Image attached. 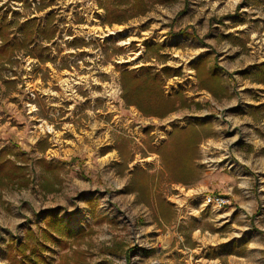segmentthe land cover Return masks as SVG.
Returning <instances> with one entry per match:
<instances>
[{
	"label": "rangeland",
	"instance_id": "rangeland-1",
	"mask_svg": "<svg viewBox=\"0 0 264 264\" xmlns=\"http://www.w3.org/2000/svg\"><path fill=\"white\" fill-rule=\"evenodd\" d=\"M36 1L0 0L11 42L22 40L30 17L51 19L57 35L51 45L35 38L42 57L33 44L0 56V153L26 173L25 185L0 183V264L28 228L41 236L49 208L70 230L90 231L73 247L91 263L264 264V82L255 78L264 0L154 1L122 23L104 22L98 0ZM222 40H238V68L220 62ZM204 56L220 66L224 93L199 85L195 63ZM141 68H166L164 94L185 103L162 116L127 104L121 73ZM201 122L197 176L173 181L157 148L174 128ZM136 168L151 176L147 198L135 190ZM210 171L250 175L256 204L238 206L225 193L222 206L205 204L220 192L199 186ZM157 194L173 205V219L161 217ZM46 242L51 261L72 250L69 241Z\"/></svg>",
	"mask_w": 264,
	"mask_h": 264
},
{
	"label": "trees",
	"instance_id": "trees-1",
	"mask_svg": "<svg viewBox=\"0 0 264 264\" xmlns=\"http://www.w3.org/2000/svg\"><path fill=\"white\" fill-rule=\"evenodd\" d=\"M167 2L169 0H98L100 7L104 9V22L122 23L126 20L145 13L151 2ZM9 23L4 17L0 20V56H6L7 52L16 47L32 46V53L41 55V47L34 43L36 37L40 36L50 39L54 36L55 28L51 24V19L44 23H38L35 17L26 18L20 23L22 40L11 42L8 31ZM151 47V46H148ZM152 49V48H151ZM37 54V55H38ZM198 82L202 88H206L213 95L224 93V88L220 81V66L208 64L206 56L200 57L195 63ZM152 71L150 68H141L140 71L123 70L121 73L124 98L129 105L136 106L146 114L165 115L175 109L177 101L180 105L185 101L181 94L166 96L162 89V72ZM255 78L264 82V63L256 71ZM223 90V91H222ZM264 108V103L260 105ZM201 127L195 124H189L186 127H176L171 132L167 141L161 144L157 150L162 157L164 167L168 171L170 178L176 182L190 183L197 176L198 164L196 163L197 145L202 136V129L207 123H199ZM202 128V129H201ZM133 178L135 190L142 193L147 198L151 176L142 169H134ZM24 166L18 164L15 160H10L0 153V183L2 181L18 182L19 185H25ZM141 195V194H140ZM161 217L171 220L175 216L173 205L166 199L157 194L156 196ZM44 224L39 228L41 236L36 235L32 228H28L25 237L19 241L8 242L7 264H106L103 261L91 263L87 261V250L73 244L79 241L85 234L90 232L80 228L77 231L70 230L64 225L57 216L55 208H49L42 217ZM59 234V236L56 235ZM68 242L72 246L71 252H60L57 259L51 261L45 250L49 248L46 241Z\"/></svg>",
	"mask_w": 264,
	"mask_h": 264
},
{
	"label": "crops",
	"instance_id": "crops-1",
	"mask_svg": "<svg viewBox=\"0 0 264 264\" xmlns=\"http://www.w3.org/2000/svg\"><path fill=\"white\" fill-rule=\"evenodd\" d=\"M238 23L234 25L233 28H237ZM231 28L225 29L226 34L230 33ZM235 35H238V31L235 32ZM222 43H225L224 49L222 50L223 53L221 54V60L220 62L224 65L230 64V59L232 60V64L229 69L232 68H238V40L235 42H228L223 41ZM238 111V106H235ZM11 109L15 110L13 106H10ZM234 121L235 124L238 125V112L236 113ZM217 121V120H215ZM217 123V122H216ZM216 125V124H215ZM5 127V126H4ZM238 169V168H237ZM241 172H238V175L231 172L226 171H217V172H209L208 174H203V180L200 181L199 186L202 188H206L208 190H218L220 191L219 194H228L230 201H232L235 204H238V206H251L255 205L257 200V194L255 192L254 187L250 185L251 178L248 174H240ZM245 176L244 178L240 179V176ZM237 176H238V182H237ZM199 187V188H200ZM232 209V208H231ZM229 210H227L228 212Z\"/></svg>",
	"mask_w": 264,
	"mask_h": 264
},
{
	"label": "built area",
	"instance_id": "built-area-1",
	"mask_svg": "<svg viewBox=\"0 0 264 264\" xmlns=\"http://www.w3.org/2000/svg\"><path fill=\"white\" fill-rule=\"evenodd\" d=\"M35 2V0H32V3ZM37 3H39V0L36 1ZM44 23V20L39 19L38 23ZM56 25V24H55ZM57 39V35L52 38L50 41H47L46 44L47 45H51L52 43H56L55 40ZM98 58V56L96 57V59ZM80 59V58H78ZM80 62L82 61L81 59L79 60ZM73 68V67H72ZM32 97H35V93L32 92L31 93ZM32 106H36L34 101L31 103ZM227 201L226 196L222 195V194H218V193H210V194H206L205 195V200L204 203L205 204H212L214 206H222L223 204H225Z\"/></svg>",
	"mask_w": 264,
	"mask_h": 264
}]
</instances>
